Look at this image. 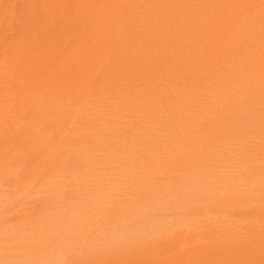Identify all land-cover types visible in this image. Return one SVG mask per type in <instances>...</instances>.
I'll use <instances>...</instances> for the list:
<instances>
[{
    "label": "bare ground",
    "instance_id": "1",
    "mask_svg": "<svg viewBox=\"0 0 264 264\" xmlns=\"http://www.w3.org/2000/svg\"><path fill=\"white\" fill-rule=\"evenodd\" d=\"M76 15L0 7V264H264V0Z\"/></svg>",
    "mask_w": 264,
    "mask_h": 264
},
{
    "label": "rangeland",
    "instance_id": "2",
    "mask_svg": "<svg viewBox=\"0 0 264 264\" xmlns=\"http://www.w3.org/2000/svg\"><path fill=\"white\" fill-rule=\"evenodd\" d=\"M120 0H1L0 7L6 10H16L27 13V18L36 17L37 28H45L46 32L43 36L50 40L58 41L67 32L65 29L70 26L67 24L73 15L79 9L87 7V9L101 10L104 8H111ZM114 4V5H113ZM63 10V11H62ZM51 11H57L61 14L55 19V23L45 18L46 14ZM77 16V15H76ZM61 18L63 26L56 24L57 20ZM76 20L79 19L77 16ZM42 36V37H43Z\"/></svg>",
    "mask_w": 264,
    "mask_h": 264
}]
</instances>
